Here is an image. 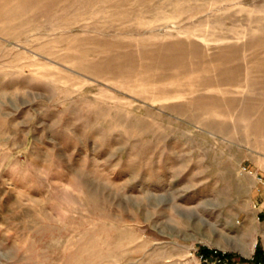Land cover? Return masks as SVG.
I'll use <instances>...</instances> for the list:
<instances>
[{"label":"rangeland","instance_id":"obj_1","mask_svg":"<svg viewBox=\"0 0 264 264\" xmlns=\"http://www.w3.org/2000/svg\"><path fill=\"white\" fill-rule=\"evenodd\" d=\"M258 177L264 0H0V264H253Z\"/></svg>","mask_w":264,"mask_h":264},{"label":"built area","instance_id":"obj_2","mask_svg":"<svg viewBox=\"0 0 264 264\" xmlns=\"http://www.w3.org/2000/svg\"><path fill=\"white\" fill-rule=\"evenodd\" d=\"M259 183L264 186V180L259 178ZM256 245V243L254 244ZM225 251H218L217 249L212 250L211 254H205L198 249L193 250V255L195 256V264H230L224 257ZM249 259L255 264H264V257L259 260H254V253L250 254Z\"/></svg>","mask_w":264,"mask_h":264},{"label":"crops","instance_id":"obj_3","mask_svg":"<svg viewBox=\"0 0 264 264\" xmlns=\"http://www.w3.org/2000/svg\"><path fill=\"white\" fill-rule=\"evenodd\" d=\"M257 183L259 184V177L257 178ZM262 188H256V193L254 194L253 200H254V207L258 213V216L264 218V186H261ZM256 243V242H255ZM255 245L252 246V248L249 246V248L246 251H243V253L250 255L252 252L254 253ZM260 250L261 255H264V235L260 238ZM242 252V251H240Z\"/></svg>","mask_w":264,"mask_h":264},{"label":"trees","instance_id":"obj_4","mask_svg":"<svg viewBox=\"0 0 264 264\" xmlns=\"http://www.w3.org/2000/svg\"><path fill=\"white\" fill-rule=\"evenodd\" d=\"M260 218V216H259ZM201 251L205 254H211V250L207 249V248H202ZM224 257L227 259V261L229 262V259L231 257L230 254L224 253ZM264 257V255H261V250H260V244L256 243L255 245V250H254V260H259L262 259ZM253 264H255V262H253Z\"/></svg>","mask_w":264,"mask_h":264}]
</instances>
